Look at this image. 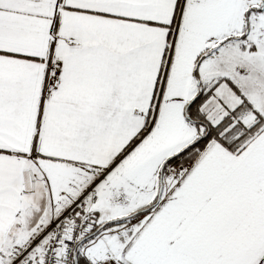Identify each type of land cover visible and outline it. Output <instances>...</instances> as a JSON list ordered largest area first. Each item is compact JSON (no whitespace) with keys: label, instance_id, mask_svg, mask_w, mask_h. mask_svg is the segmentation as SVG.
<instances>
[{"label":"snow or ice","instance_id":"6c2138e0","mask_svg":"<svg viewBox=\"0 0 264 264\" xmlns=\"http://www.w3.org/2000/svg\"><path fill=\"white\" fill-rule=\"evenodd\" d=\"M0 264H264V0H0Z\"/></svg>","mask_w":264,"mask_h":264}]
</instances>
